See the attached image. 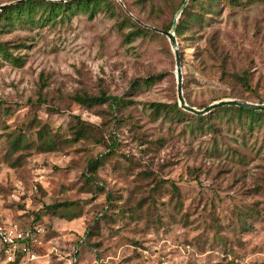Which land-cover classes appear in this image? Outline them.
<instances>
[{
	"label": "rangeland",
	"instance_id": "374dc122",
	"mask_svg": "<svg viewBox=\"0 0 264 264\" xmlns=\"http://www.w3.org/2000/svg\"><path fill=\"white\" fill-rule=\"evenodd\" d=\"M120 1L92 16L42 20L38 9L32 20L0 21V44L20 60L0 52V225L37 241V257L18 264H264V118L249 128L248 118L211 115L197 128L190 116L154 111L177 102L175 59L145 25L165 29L184 0ZM189 6L200 17L176 36L186 102L264 100V0ZM137 27L150 31L128 40ZM102 92L128 102L88 108L72 98ZM76 117L92 136L37 150L41 127L59 141ZM91 160L101 162L96 173ZM62 202L72 204L47 211ZM12 262L0 252V264Z\"/></svg>",
	"mask_w": 264,
	"mask_h": 264
},
{
	"label": "trees",
	"instance_id": "16d2710c",
	"mask_svg": "<svg viewBox=\"0 0 264 264\" xmlns=\"http://www.w3.org/2000/svg\"><path fill=\"white\" fill-rule=\"evenodd\" d=\"M108 2L109 0H69V1L18 0L12 4L5 5L1 8L0 21H2L3 25H11L14 19L20 20L25 15L27 16L28 19L32 20V14L35 13L38 9H43L46 12V16H44L42 20H49L52 16H56L57 13L60 11L61 12L63 11L62 13H65V12L72 13L74 9L89 10L90 16H92L94 12L96 11V9L101 4H108ZM188 2L189 4L196 3L197 0H189ZM189 4L186 5L184 11L181 14V17L179 18L177 22L176 36H179L182 34L183 28L184 26H186L188 19L193 18L194 20H197L200 17L198 13H194V11H192L191 8L189 9L190 7ZM172 22L168 26H166L165 29L158 28V27L156 28L160 30L168 31L171 28ZM149 31L150 30L148 29L137 27L127 35V39L129 40L130 38L134 36L144 35L145 33ZM0 52L2 53V56H4L7 59H11L16 63L20 61L19 58L13 57L7 51V49L3 46V44H0ZM178 52H179V49H178ZM180 59H181V55H180ZM237 78L238 80H240L242 85L246 86L247 88H250L248 81H247V72H243L241 75H237ZM72 98L78 104H81L88 108H91L99 104H103L105 102H109L111 106L112 105L124 106L128 102V101H125L120 96L107 95L103 92L100 95H96V96L89 95L87 93L74 94ZM259 102L263 103L264 100H259L257 103ZM0 105H1V101H0ZM151 105L154 108V111L156 112H159V110L162 109L165 111L167 110L172 111L177 115L190 116L193 122L197 124L196 125L197 128H204L205 125H209L211 115L236 116L237 119L240 121H242L243 118H248L249 128H252L255 123H257L258 121H261L264 118V110L255 111V110H249V109H245L242 107H236V106H223V107L216 108L212 110L211 112L204 114V115H195L179 107L178 102H175L171 107H168L167 104L165 103H159V102L151 103ZM200 108H203V107H200ZM71 128H72L71 137L64 138L62 140L57 141L56 135L51 133L46 126L41 127L37 131V139H38L37 145H36L37 150L39 152L55 151V150L61 149L62 144H71L80 139H85V138H88L89 136H92L91 135L92 125L90 123L83 121L79 117H76V122L71 126ZM20 141H21V137L19 136L15 137L12 140L11 146L14 149H17L21 144ZM96 141H99V139H96ZM112 143L114 144V141ZM110 148H112V146H110ZM100 164L101 162L99 160H91L90 165H89V170L91 171V173H96L97 168ZM71 204L72 203L62 202V203H57L54 205H47L46 209L48 212L54 215H57V214H61L59 213L60 209H66ZM73 217L75 218L74 215H68L67 219H73ZM12 263L18 264L19 259L16 258Z\"/></svg>",
	"mask_w": 264,
	"mask_h": 264
},
{
	"label": "water",
	"instance_id": "95a60500",
	"mask_svg": "<svg viewBox=\"0 0 264 264\" xmlns=\"http://www.w3.org/2000/svg\"><path fill=\"white\" fill-rule=\"evenodd\" d=\"M188 1L189 0H184L183 3L180 5L179 9L175 13L171 28L168 31L160 30L156 27L145 25L147 27H150L154 31L165 35L169 41V44H170V47L174 54V59H175V71L174 72L176 76V93H177V102H178L179 107L195 115H204V114L211 112L212 110L216 108L223 107V106H236V107H242L245 109L255 110V111L264 110V102L257 103V102H250L247 100H241V99H235V98L219 99L217 101H214L208 104L206 107H203V108H196L194 106L189 105L186 102L184 95H183V89H182V79L183 78H182V71H181V59H180V55L178 52V43L176 40V27H177L178 19L181 16L182 12L184 11ZM118 2L121 5H123L120 0H118ZM5 5L6 4L0 5V10Z\"/></svg>",
	"mask_w": 264,
	"mask_h": 264
},
{
	"label": "built area",
	"instance_id": "2783aa9c",
	"mask_svg": "<svg viewBox=\"0 0 264 264\" xmlns=\"http://www.w3.org/2000/svg\"><path fill=\"white\" fill-rule=\"evenodd\" d=\"M34 235L33 231L23 230L15 224L0 225V252L4 260L14 261L18 258L19 262H21L23 260L35 259L37 256L32 246L37 241ZM75 261L76 259L73 258L69 264Z\"/></svg>",
	"mask_w": 264,
	"mask_h": 264
}]
</instances>
